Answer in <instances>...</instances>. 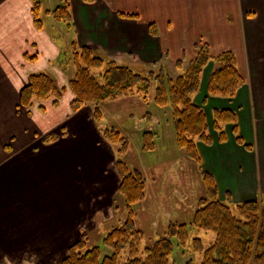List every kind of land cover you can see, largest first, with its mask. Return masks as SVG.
Segmentation results:
<instances>
[{
    "label": "crops",
    "instance_id": "0c3cea01",
    "mask_svg": "<svg viewBox=\"0 0 264 264\" xmlns=\"http://www.w3.org/2000/svg\"><path fill=\"white\" fill-rule=\"evenodd\" d=\"M53 9L0 0V264H59L82 234L124 218L118 206L104 219L121 199L115 149L96 128L91 105L70 110L72 75L62 54L72 44L173 75L199 45L213 57L232 52L244 82L233 98L213 99L217 109L235 112L243 145L229 125L225 143L213 136L209 146L197 143V152L217 195L247 201L264 193V0H69L70 20L58 29L63 38L49 22ZM212 67H205L199 92ZM45 72L65 88L64 98L20 106L29 76ZM90 138L99 155H91Z\"/></svg>",
    "mask_w": 264,
    "mask_h": 264
},
{
    "label": "trees",
    "instance_id": "16d2710c",
    "mask_svg": "<svg viewBox=\"0 0 264 264\" xmlns=\"http://www.w3.org/2000/svg\"><path fill=\"white\" fill-rule=\"evenodd\" d=\"M37 4L33 8L35 25L40 26ZM69 0H63L55 7L51 16L56 21H69ZM133 18L135 16H125ZM73 50L71 64L73 75L68 87L73 94L71 112L86 105H93V120L100 116L99 105L123 97L136 96L147 101L148 91L154 82L153 101L159 107H168L174 125L175 142L178 149L199 167L206 188L204 198L198 200L193 217L187 224L171 223L165 235L158 237L151 245L142 246L143 233L135 226L134 205L144 200L145 183L141 175L128 167L124 160L128 142L112 128H103V138L116 147L114 169L119 177L118 193L122 201L124 218L120 224L103 232V245L112 253L102 256L99 247L87 248L86 235L70 244L59 264H172L174 239L177 245H190V252L200 256L197 264H264V193L254 200L233 204L230 199L218 198L212 177L200 165L197 143L209 146L208 120L202 108L196 106L192 97L198 92L203 69L211 63L213 69L207 80V94L210 97L231 99L244 79L239 73L236 58L225 51L211 56L206 45L196 47V55L186 68L177 64L180 74L175 78L162 75H142L127 66L114 61H105L93 56L86 47ZM92 70H98L93 74ZM65 88H59L46 73L29 76L20 93L19 104L30 107L34 101H52L56 105L63 97ZM231 126L236 143L243 145L238 134L237 118L229 109H214L211 112V128L217 141L227 139L224 127ZM146 150L152 148L151 133H143ZM248 149V146H244ZM190 231L210 233L212 240L205 243L199 237H191Z\"/></svg>",
    "mask_w": 264,
    "mask_h": 264
},
{
    "label": "rangeland",
    "instance_id": "374dc122",
    "mask_svg": "<svg viewBox=\"0 0 264 264\" xmlns=\"http://www.w3.org/2000/svg\"><path fill=\"white\" fill-rule=\"evenodd\" d=\"M31 1L33 3L40 1L43 4V7L49 8L51 10L54 7L59 6L63 0ZM49 19V22H51L52 25L57 29H54L53 31L57 36L63 38V36H61V32H59L58 29L62 31L60 26L63 27L65 25L64 22L68 21L58 22L53 17ZM68 24L69 23H66V26ZM58 41L61 42L60 40ZM75 47V50L82 48L78 46ZM88 50H90L95 57L102 58L105 61H113L112 59L104 57L103 55L94 53V51L90 48H88ZM73 52V50H70L69 52L66 51V53H63L64 55L62 54V63L67 65L66 68L71 69V75H73L74 71V67L71 64ZM195 55L196 51L193 56L188 58V61H183L181 59L177 62V64L181 65L183 68H186ZM129 68L136 73L142 74L143 76L159 74L167 78L175 79L180 74L179 70L176 75H173L171 72L168 73L165 70L161 71L159 68L150 67L151 69H145L138 66ZM212 69L213 67L210 71L207 69V72L209 71V73L207 74V79H205V89L202 88V93L201 91L199 92V83V97L195 100V96L198 94L197 92L192 97V100L196 106L202 108L206 113V116L208 117L209 134L211 139H213L214 136V141H216L217 135L211 128V112L219 107L220 103L216 105L215 99L220 97H210L207 94V80ZM203 70L204 71H202L201 77L203 76V72H205V68ZM97 72L99 71L92 70L93 74H98ZM154 87L155 84L153 82L149 88L146 102L136 96L123 97L116 101L102 102L99 105L100 116L94 121L96 128L99 131H101L103 128H112L128 142V151L124 157V160L129 168L136 170L144 179L145 198L133 207L136 214L135 226L143 233L142 246H149L158 237L165 235L164 233L171 223L188 224L193 217L198 200L204 198L206 194V188L201 178L199 167L193 160L187 157L183 150L178 149L176 146L173 118L170 109L168 107H159L153 101ZM91 107L93 112L94 106L92 105ZM228 126L229 125H226L224 127L226 133H228ZM145 132L151 133V141L153 143L152 148L148 150H146L143 145V133ZM68 135L67 138H70L73 141L75 140V137L72 134L69 137ZM90 139V146L94 147L91 155H99L97 154L100 153V150L97 147L99 144H96L92 138ZM86 143L88 144V141H86ZM111 146L113 149H116V147L113 145ZM91 163L93 164V162ZM100 163H102V159H100V161L98 160V163L96 164ZM220 188H223L222 185H220ZM230 195V193H221L218 195V198L221 200H226L229 198L230 202L233 204L244 202L240 201L239 199L232 201ZM259 195H257L256 198H258ZM235 197L238 198L240 195H235ZM117 199L118 198H116L114 201L113 211L110 210L109 215L104 218L105 222H107V219H110L112 216L116 215L114 213L115 208L122 206L121 199ZM121 209L122 208H120V210ZM117 217H119V215H117ZM116 220L118 219H115L113 223H105L104 228L107 230L110 227L115 226L117 224ZM118 224L120 223L118 222ZM101 231L102 230L98 227L97 229H93L92 232L87 233L85 243L87 248L98 246L101 257H104L106 255H110L112 251L103 245L102 238L104 231ZM191 237H199L205 243L212 240V235L210 233L205 234L202 231H190L189 240ZM176 242L177 241L174 239L175 245L172 254V264H197L199 262L198 260L200 256L189 251V244L183 248L177 245ZM56 251L58 254L60 250L57 249Z\"/></svg>",
    "mask_w": 264,
    "mask_h": 264
}]
</instances>
